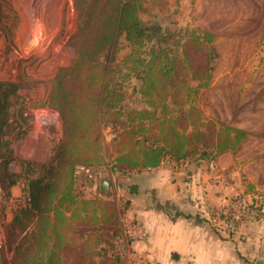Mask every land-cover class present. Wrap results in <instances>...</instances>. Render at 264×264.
Wrapping results in <instances>:
<instances>
[{"label":"trees","instance_id":"trees-1","mask_svg":"<svg viewBox=\"0 0 264 264\" xmlns=\"http://www.w3.org/2000/svg\"><path fill=\"white\" fill-rule=\"evenodd\" d=\"M140 2L73 0L78 22L67 44L75 57L54 78L47 105L59 114L62 137L49 162L25 164L26 204L16 218L29 230L14 251V264H94L84 259L90 242H102L95 236L118 237L115 208L80 198L75 188L76 170L103 163L102 123L112 130L111 169L119 173L154 169L166 159L215 161L247 140L245 132L229 127L219 139L213 123L200 121L197 102L211 83L212 52L199 53L196 35L190 43L201 56L192 57L189 45L179 52L172 35L139 18ZM202 38L212 43L213 36ZM120 43L129 53L117 61ZM131 76L139 82L143 109L122 105ZM16 91L15 85L0 84V187L6 192L19 178L8 171L12 151L6 140L9 100ZM97 256L98 264L121 263L112 253Z\"/></svg>","mask_w":264,"mask_h":264},{"label":"rangeland","instance_id":"rangeland-1","mask_svg":"<svg viewBox=\"0 0 264 264\" xmlns=\"http://www.w3.org/2000/svg\"><path fill=\"white\" fill-rule=\"evenodd\" d=\"M140 1L139 18L145 24L158 26L162 34L172 35L179 52L182 46L189 45L194 58L210 51L215 56L211 83L200 92L197 102L203 125L213 123L219 139L225 127L247 135L237 150L223 153L217 163L210 160L197 163L199 158H195L189 163L173 162L171 167V160L166 159L161 165L183 169V178L196 174L199 168L207 176L211 172L214 180L229 190L232 186L229 204L234 214H240L236 231L230 234L225 229L231 219L230 210L210 213L208 227L221 228L225 239L240 241L248 236L264 240V0ZM77 22L73 0H0V84L17 87L9 100L6 140L12 161L8 171L19 177L8 192L0 187V258L4 264H14V251L29 230L23 231L16 218L26 204L25 164L49 162L62 137L59 114L47 105L54 78L75 57L67 43L76 31ZM204 34L213 36L211 44L202 38ZM192 35L199 37L195 41L199 53H195L196 47L190 43ZM122 45L118 47L117 61L129 53ZM138 86L132 76L125 81L122 105L126 109L146 107L137 95ZM101 134L103 163L76 170L75 188L80 198L110 203L115 208L119 234L117 238H107L98 233L95 237L102 242H90V254H85L84 260L98 264L102 258L97 255L106 252L108 257L111 253L117 255L120 264H134L127 246L133 242L123 236L119 220L126 209L134 213L127 185L134 183L136 173L153 169L123 174L112 170L110 126L102 123ZM2 169L0 166V177ZM100 181L109 183L106 194L99 191Z\"/></svg>","mask_w":264,"mask_h":264},{"label":"crops","instance_id":"crops-1","mask_svg":"<svg viewBox=\"0 0 264 264\" xmlns=\"http://www.w3.org/2000/svg\"><path fill=\"white\" fill-rule=\"evenodd\" d=\"M170 166L138 173L134 183L127 185L134 215L146 232L144 241L127 245L131 263L264 264L260 237L225 239L221 228L208 227L210 213L231 211L232 186L229 190L211 172L207 176L199 168L183 178V169Z\"/></svg>","mask_w":264,"mask_h":264},{"label":"built area","instance_id":"built-area-1","mask_svg":"<svg viewBox=\"0 0 264 264\" xmlns=\"http://www.w3.org/2000/svg\"><path fill=\"white\" fill-rule=\"evenodd\" d=\"M120 195L117 196V199ZM120 200V197H119ZM231 206L230 208H232ZM235 210L230 211L231 219L226 226V231L230 234L236 231V224L240 219V214H234ZM120 228L123 236L128 239L130 242H142L146 239V232L139 224L137 218L135 217L134 213L130 210L126 209L123 216L119 220Z\"/></svg>","mask_w":264,"mask_h":264},{"label":"water","instance_id":"water-1","mask_svg":"<svg viewBox=\"0 0 264 264\" xmlns=\"http://www.w3.org/2000/svg\"><path fill=\"white\" fill-rule=\"evenodd\" d=\"M109 190V183L107 181H100V184H99V191L100 193L102 194H106ZM135 187L133 186L131 188V192H135ZM257 264H260V263H257Z\"/></svg>","mask_w":264,"mask_h":264}]
</instances>
